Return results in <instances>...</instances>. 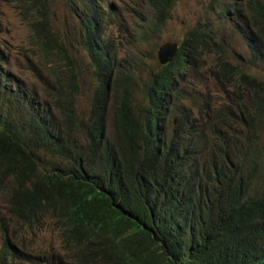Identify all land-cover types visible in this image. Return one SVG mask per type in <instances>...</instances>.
<instances>
[{"label":"trees","instance_id":"trees-1","mask_svg":"<svg viewBox=\"0 0 264 264\" xmlns=\"http://www.w3.org/2000/svg\"><path fill=\"white\" fill-rule=\"evenodd\" d=\"M9 1L26 25L27 52L43 62L55 114L23 83L12 86L0 52V193L10 217L28 229L52 221L62 253L22 256L2 221L1 260L264 264V80L252 73L264 64V0L217 6L247 55L232 53L214 21L197 22L170 62L139 86L136 60L115 61L104 42L111 5L65 0L76 22L69 37L52 25L49 0ZM143 2L139 44L155 42L174 4ZM71 38L93 77L85 118L75 107L80 72ZM205 58L213 78L231 88L227 105L215 107L208 93L185 87L195 85L188 74Z\"/></svg>","mask_w":264,"mask_h":264},{"label":"rangeland","instance_id":"rangeland-1","mask_svg":"<svg viewBox=\"0 0 264 264\" xmlns=\"http://www.w3.org/2000/svg\"><path fill=\"white\" fill-rule=\"evenodd\" d=\"M227 1L229 0H174L169 18L155 42L154 40H145L144 43L139 44L136 43L134 38L136 37L138 21L137 13L142 15L141 12L144 13L145 11L143 0H100V4L104 8L107 9L108 5L112 6V9L108 12L112 24L102 29L104 42L112 49L110 56L114 57L115 61L119 58L130 59L133 62L136 60L140 68V70L138 69L139 75L136 77L138 86L143 82L145 74L155 70L159 65L155 53L160 43L168 40L178 43L184 32L197 22L214 21L220 29V37L228 42L232 53L247 55L245 43L240 40L235 31H231L233 21L219 18L217 6ZM49 8L54 28L66 33L69 37L72 36L76 22L69 13V7L65 4V0H49ZM27 35L26 25L20 18L16 5L14 6L9 0H0V52L7 62V64L2 63V69L8 71L11 76L12 86L16 85L15 82L23 83L25 88L36 93L41 106L42 102H45L46 108L48 107L55 114L51 109V98H49L52 88H44L46 80H48L46 70L37 54L27 52ZM70 48L72 58L75 60L77 69L80 72L79 92L75 107L77 113L85 118L93 93V77L88 66V57L81 49L80 43L71 38ZM150 51L153 52L151 55ZM210 63V58L201 61L199 66L190 75L188 74L190 76L188 82H195V85L188 83L185 87L197 88L203 93H208V96L214 100L215 107L227 105L230 100L225 98L224 92L225 90H231V88L222 87L213 78L210 72ZM252 73L264 80V64L258 63ZM196 77L200 79H195ZM134 91V98L139 99L140 91L138 89H134ZM43 107L45 108V106ZM105 132L110 138L108 120L106 121ZM76 139H78V143L83 141L78 135ZM260 140L261 143H264V130H262ZM7 198L6 193H0V223L7 221V228L9 232H12L10 241L15 248H18L19 253L22 256H30V258L39 254L60 255L62 253L60 242L56 229L52 227V221L44 218L39 228L28 229L10 217ZM2 241L3 236L0 229V264H31L21 259L2 261Z\"/></svg>","mask_w":264,"mask_h":264},{"label":"water","instance_id":"water-1","mask_svg":"<svg viewBox=\"0 0 264 264\" xmlns=\"http://www.w3.org/2000/svg\"><path fill=\"white\" fill-rule=\"evenodd\" d=\"M178 48V44L175 41H163L156 49L155 57L156 61L159 65H165L174 56L176 50Z\"/></svg>","mask_w":264,"mask_h":264},{"label":"clouds","instance_id":"clouds-1","mask_svg":"<svg viewBox=\"0 0 264 264\" xmlns=\"http://www.w3.org/2000/svg\"><path fill=\"white\" fill-rule=\"evenodd\" d=\"M233 25V24H232ZM178 44V43H177Z\"/></svg>","mask_w":264,"mask_h":264}]
</instances>
